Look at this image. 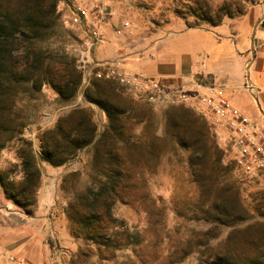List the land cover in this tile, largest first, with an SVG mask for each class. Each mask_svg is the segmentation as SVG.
<instances>
[{"label": "rangeland", "instance_id": "rangeland-1", "mask_svg": "<svg viewBox=\"0 0 264 264\" xmlns=\"http://www.w3.org/2000/svg\"><path fill=\"white\" fill-rule=\"evenodd\" d=\"M6 1L0 0V6ZM77 7L86 13L80 20L73 15ZM254 9L264 11V0H58L59 28L48 31L44 47L52 53L61 48L78 66L88 68L95 66L94 50L101 45H105V55L111 47L123 55L130 46L143 45L168 30L215 28ZM96 25L99 36L93 33ZM89 73L90 80L111 82L126 99L122 104L113 101L127 111L119 114L118 122L111 124L106 113L86 103L83 89L72 102L63 103L46 86L33 100L18 96V108L25 103L30 106L21 113L27 123L21 136L24 141L12 140L0 151L1 179L17 185L23 176L18 156L21 145H31L41 156L40 136L54 128L61 116L77 107L89 108L98 133L106 130L94 144L101 145L97 153L90 145L64 166L40 163L36 203L27 210L7 199L0 184L1 205L24 215H18L22 219L42 217L44 209L51 208L54 225L49 231L44 229L41 238L50 248L53 261L49 264L264 261V179L241 175L210 123L191 108L136 95L98 76L96 67ZM110 162L124 171L111 194L116 200L114 225L119 227L114 232L116 243L126 239L130 246L104 252L79 235L70 206L88 188L105 181L99 169Z\"/></svg>", "mask_w": 264, "mask_h": 264}, {"label": "trees", "instance_id": "trees-1", "mask_svg": "<svg viewBox=\"0 0 264 264\" xmlns=\"http://www.w3.org/2000/svg\"><path fill=\"white\" fill-rule=\"evenodd\" d=\"M57 11L58 0H8L0 6V151L12 140L24 141L21 136L27 123L21 113L29 111L30 106L25 103L18 108V96L33 100L46 86L63 103L72 102L83 89L84 101L106 113L111 124L118 122L119 114L127 112L113 103L122 104L126 99L111 82L89 80L85 85L84 73L72 56L61 48L53 53L45 49L48 31L59 28ZM105 132L98 133L89 108L77 107L61 116L54 128L42 132L41 156L34 153L31 145H21L18 150L21 182L6 184L0 176L6 198L24 210L32 207L41 181L40 163L64 166L90 145L97 153L101 145L94 144L100 142ZM99 171L105 181H99L96 188H88L78 196L70 210L84 240L94 241L104 252L123 250L130 244L126 239L116 243L118 234L114 232L119 227L114 225L112 210L116 200L111 194L117 188L116 178L124 171L112 162ZM250 264H264V261Z\"/></svg>", "mask_w": 264, "mask_h": 264}, {"label": "crops", "instance_id": "crops-1", "mask_svg": "<svg viewBox=\"0 0 264 264\" xmlns=\"http://www.w3.org/2000/svg\"><path fill=\"white\" fill-rule=\"evenodd\" d=\"M104 47L94 50L96 64L114 63L127 73L148 76L164 85L190 87L200 78H210L226 88L235 109L264 128V11L254 9L215 28L168 30L143 45L130 46L123 55L112 47L105 55ZM44 211L42 217L22 219L24 215L5 210L0 202V251L14 255L19 264L53 261L41 238L54 220L51 208Z\"/></svg>", "mask_w": 264, "mask_h": 264}, {"label": "built area", "instance_id": "built-area-1", "mask_svg": "<svg viewBox=\"0 0 264 264\" xmlns=\"http://www.w3.org/2000/svg\"><path fill=\"white\" fill-rule=\"evenodd\" d=\"M73 15L80 20L86 13L83 7H77ZM93 33L96 36L101 33L98 25ZM95 67L98 76L113 80L136 95L169 106L191 108L210 123L215 137L225 145L231 162L241 175L249 180L264 179V128L232 106L224 86L203 77L190 87H171L148 76L127 73L114 63L96 64ZM79 68L84 73V84H88L89 69L85 65ZM5 263L19 264V261L14 255L0 251V264Z\"/></svg>", "mask_w": 264, "mask_h": 264}]
</instances>
